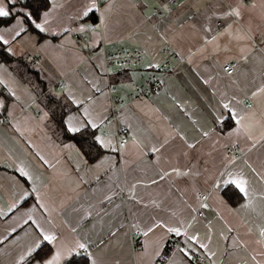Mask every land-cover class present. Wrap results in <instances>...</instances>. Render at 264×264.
<instances>
[{
  "label": "crops",
  "instance_id": "0c3cea01",
  "mask_svg": "<svg viewBox=\"0 0 264 264\" xmlns=\"http://www.w3.org/2000/svg\"><path fill=\"white\" fill-rule=\"evenodd\" d=\"M90 3L50 0L43 32L49 37L26 30L13 39L18 28L5 32L0 26L15 56L34 58L59 93L78 101L64 121L68 116L92 120L97 135L117 149L103 148L89 162L74 142H59L34 90L0 62V88L12 97L11 119L0 123V213H7L0 215V264H16L34 239L35 226L23 223L33 208V218L62 240L93 242L98 264H155L176 237L167 227L196 235L208 247L194 244L188 261L178 251L187 239L180 236L164 264H264V0H96L105 23L97 11V23L89 24L99 25L97 31L81 32V13ZM228 25L232 35H222ZM213 35L217 40L206 45ZM98 46L105 52L140 51L141 58L106 65ZM227 63L231 75L223 69ZM118 72L125 79L114 83ZM152 75L161 78V88L131 98L133 85ZM60 80L65 87L57 85ZM0 100L4 103L1 95ZM229 101L237 118L244 117L243 127L232 119L234 125L220 132L218 118L229 116L222 104ZM113 108L118 109L114 122L103 126ZM121 125L129 129L122 148L113 134ZM232 143L239 147L238 158L225 153ZM229 172L248 181L249 196L237 206L220 192L224 181L234 178ZM25 191L31 195L22 200ZM13 203L17 206L9 212ZM157 223L166 227H154ZM149 227L153 231L143 235ZM134 233L141 236L139 243Z\"/></svg>",
  "mask_w": 264,
  "mask_h": 264
},
{
  "label": "snow or ice",
  "instance_id": "6c2138e0",
  "mask_svg": "<svg viewBox=\"0 0 264 264\" xmlns=\"http://www.w3.org/2000/svg\"><path fill=\"white\" fill-rule=\"evenodd\" d=\"M163 8L165 11H170L167 4L163 5ZM101 11L100 8H98L96 0H91V3L88 4L84 10L81 13L82 18L84 19V24L78 29L81 32H84L86 29L91 30L92 32H96L99 25L96 27H90L89 20L90 18L95 14V12ZM106 11V9H105ZM198 11V10H197ZM235 15L237 17L241 16L242 13L240 12L239 8L234 9ZM210 15H215V11L210 8L209 11ZM48 12L45 11L43 13V22H40V14L39 11H33L31 8V5L29 4L28 0H0V26L3 27V31L5 32H12L16 28L18 30L15 31V35L13 39L16 37H19L21 33L25 32V24H28L29 26H34L36 30H38L40 33H43L46 31L45 25L48 23ZM207 18V16L205 17ZM100 23H105V18L103 15V11H101V16L99 17ZM11 25V27H9ZM195 26V25H194ZM205 31H211V28L205 27L202 25ZM232 28L231 25H228L226 27L225 33L222 35H232V32L230 31ZM237 39H240L241 37L237 36L235 37ZM261 38L264 39V34H261ZM217 40V36L213 35L210 39L205 38L204 43L211 44L214 41ZM0 42L3 43V45H8L9 41L4 38L3 35H0ZM6 52L8 54L14 55L12 48H7ZM2 67V65H0ZM147 67H159V64H149ZM225 72H228L229 75H231V72L227 67L224 69ZM4 81L0 80V84H3ZM261 92H264V89H260ZM14 94V93H13ZM257 93L254 92L253 96H256ZM73 103H78V101L73 100ZM230 103H223L222 107L229 112L228 117H219L218 119L220 122H223L226 119H234L235 123L237 125H242V121L244 117L237 118V114L234 109L230 108ZM4 103L2 100H0V107H3ZM87 113V110H85ZM47 115V114H45ZM65 131L71 134H84L89 127L96 129L98 126L92 121L87 120L84 122H76L75 116H68L67 119L63 122ZM205 136L208 135L207 132L204 133ZM92 139L95 142V145H98L100 148H111L113 151H116L115 145L111 143L110 140H105L103 135H95L93 134ZM167 143V141H165ZM123 145H121V148ZM189 148L195 147V145H188ZM152 151H159V149L153 147L151 149ZM19 172L21 176L27 178L28 180H31L30 174L25 171L24 168H20ZM230 177L234 176V178L225 180L224 183L227 185H232L235 187V189L238 190L239 194H243L244 197L249 196V188H248V181L242 176V175H235L232 172L227 173ZM36 189L33 188L32 192H35ZM31 193L25 191L21 197V199H26ZM37 199L39 200L40 197L37 196ZM16 203H13L8 211L11 212L14 208H16ZM203 207H207V205H202ZM248 205H244V207H247ZM41 208H45V211H47V208L45 205L41 204ZM35 211V209H30L29 213H27V218L24 219L23 223L28 224L29 221H31L32 225L35 226L33 229V235L34 239L31 241L30 244L25 246L21 253L18 256V259L16 260V264H98V260L96 259L95 254L91 251L92 243L85 239H75L73 242L68 243L64 240H62L61 236L55 232L52 231L49 228H46L43 224H41L38 220L34 219L32 216V212ZM7 213H0V215H6ZM51 223V221H48ZM134 227H138V225H134ZM154 227H166L165 225L161 223H157L154 225ZM16 231L15 228L11 230L9 233V236ZM73 232L76 231L75 228L72 229ZM153 231V227H149L147 231L143 232V235L147 236L149 232ZM168 233H174L177 237L180 236H186L187 239L184 241L183 247H179L178 251L183 254L184 257L187 258L188 261H191L194 257L196 249L193 247L194 244H198L199 248L201 249H207L208 245L201 243L199 241V237L196 235L189 236L187 232H182L179 227H167ZM115 233H113L114 235ZM261 235L264 236V230H261ZM8 237H4V240H7ZM3 240H0V243H3ZM157 255H159V251L157 252ZM212 255H215V253H212ZM79 257V259H77Z\"/></svg>",
  "mask_w": 264,
  "mask_h": 264
},
{
  "label": "trees",
  "instance_id": "16d2710c",
  "mask_svg": "<svg viewBox=\"0 0 264 264\" xmlns=\"http://www.w3.org/2000/svg\"><path fill=\"white\" fill-rule=\"evenodd\" d=\"M166 1V0H161ZM33 11H39V14L47 10L50 6V0H28ZM82 21L84 19L82 18ZM98 21L97 12L90 18L89 24L94 25ZM26 25V30L36 33L39 38L49 37L40 33L34 26ZM4 27V26H3ZM52 38H55L52 36ZM7 45L0 42V62L6 64L23 82L28 83L38 97L39 104L48 114L47 127L52 135L61 143L72 141L81 151L87 161L96 160L103 152V148L95 145L92 139L93 134L97 135L98 129L89 127L84 134H71L65 131V116L78 108L66 94L59 93L54 87V83L35 63V59L28 55H11L6 52ZM101 49L100 46L95 48ZM123 72L116 73L112 78L114 83L125 79ZM151 77V76H150ZM146 79V78H145ZM143 81V80H142ZM141 82V81H140ZM0 95L3 97L4 106L0 109V116H6L9 102L12 100L11 95L3 88H0ZM234 125L232 119H226L217 126L220 132H225ZM222 196L231 206L240 204L244 197L239 194L238 190L232 185H225L220 190ZM167 246L162 253L168 254ZM79 259V257L77 258Z\"/></svg>",
  "mask_w": 264,
  "mask_h": 264
},
{
  "label": "built area",
  "instance_id": "2783aa9c",
  "mask_svg": "<svg viewBox=\"0 0 264 264\" xmlns=\"http://www.w3.org/2000/svg\"><path fill=\"white\" fill-rule=\"evenodd\" d=\"M168 3L173 4L174 0H168ZM157 12L160 14V10L157 9ZM217 24H219V23L217 22ZM101 51L104 53V61H105L106 65H111V64L124 65L127 63L137 62L141 58V52L140 51H127L125 49H119V50H115L112 52H105V50L103 48L101 49ZM166 64L168 65V62H166ZM225 67H227L229 69V71L232 72L233 67H232L231 63L225 64L223 69H225ZM57 85L60 88H63L66 86V82L64 80H60V81H58ZM161 86H162L161 78L157 75H152L151 77H148L141 82L135 83L133 85V91L130 93V97L134 98L136 96L147 95L150 93L157 92L161 88ZM117 111H118L117 108H113L111 110L109 117L103 122V126H107L111 122H114ZM10 119H11L10 115H6V116H2V117L0 116V123L7 124V123H9ZM128 131H129V129L124 125H121V126L114 128L113 134L117 138V146L118 147H121V145L124 146L126 144V142L128 140V136H127ZM225 153L228 156L233 157V158H238L241 156V152L239 150V147L235 143L227 145L225 148ZM200 197H201V199H205L206 194H201ZM197 215L201 216L202 212L199 211L197 213ZM134 234H135V235H133L134 241L136 243H139L141 241V236H139V234H137V233H134ZM179 242H180V237H177V236L172 237L170 240V243H168V245H167V249L169 251L168 254L161 253L159 258L156 260L155 264H164L167 256L169 255V253L171 251V249H173L177 244H179ZM198 260L203 261L204 257L199 256Z\"/></svg>",
  "mask_w": 264,
  "mask_h": 264
},
{
  "label": "rangeland",
  "instance_id": "374dc122",
  "mask_svg": "<svg viewBox=\"0 0 264 264\" xmlns=\"http://www.w3.org/2000/svg\"><path fill=\"white\" fill-rule=\"evenodd\" d=\"M145 76H149L148 73H146ZM1 97H2V96H1ZM2 99H3V97H2ZM11 102H12V101H11Z\"/></svg>",
  "mask_w": 264,
  "mask_h": 264
},
{
  "label": "water",
  "instance_id": "95a60500",
  "mask_svg": "<svg viewBox=\"0 0 264 264\" xmlns=\"http://www.w3.org/2000/svg\"><path fill=\"white\" fill-rule=\"evenodd\" d=\"M91 27V26H90Z\"/></svg>",
  "mask_w": 264,
  "mask_h": 264
}]
</instances>
